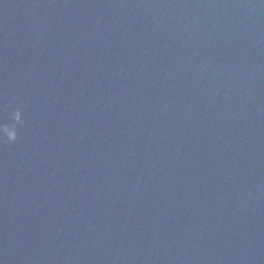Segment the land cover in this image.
Returning a JSON list of instances; mask_svg holds the SVG:
<instances>
[{
    "label": "water",
    "instance_id": "water-1",
    "mask_svg": "<svg viewBox=\"0 0 264 264\" xmlns=\"http://www.w3.org/2000/svg\"><path fill=\"white\" fill-rule=\"evenodd\" d=\"M0 264H264V0H0Z\"/></svg>",
    "mask_w": 264,
    "mask_h": 264
},
{
    "label": "clouds",
    "instance_id": "clouds-1",
    "mask_svg": "<svg viewBox=\"0 0 264 264\" xmlns=\"http://www.w3.org/2000/svg\"><path fill=\"white\" fill-rule=\"evenodd\" d=\"M21 115H22V113H21L20 111H17V112L15 113V118H16L17 120H19L20 117H21ZM8 139H9L11 142L15 143L16 140L18 139V133H17V131L15 130L13 135L8 136Z\"/></svg>",
    "mask_w": 264,
    "mask_h": 264
}]
</instances>
